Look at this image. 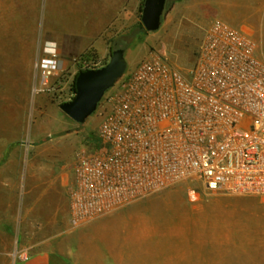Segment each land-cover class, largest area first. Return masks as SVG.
<instances>
[{
    "label": "rangeland",
    "instance_id": "rangeland-1",
    "mask_svg": "<svg viewBox=\"0 0 264 264\" xmlns=\"http://www.w3.org/2000/svg\"><path fill=\"white\" fill-rule=\"evenodd\" d=\"M88 1L0 0V168L12 178L2 198L6 213L14 216L7 234L14 245L0 264H16L81 228L69 223L65 194L73 156L97 144L101 102L83 125L61 112L59 106L74 97L76 76L105 66L116 49L125 51V73L154 52L186 71L216 18L212 3L167 0L159 29L148 33L141 23L143 0H98L106 26L97 41L106 47H90L64 63L59 56L44 84L49 33L72 28L73 14L83 12ZM260 22L249 34L264 56V19ZM189 187L177 185L117 212L107 224L116 263L264 264V200L203 192L192 201Z\"/></svg>",
    "mask_w": 264,
    "mask_h": 264
},
{
    "label": "built area",
    "instance_id": "built-area-1",
    "mask_svg": "<svg viewBox=\"0 0 264 264\" xmlns=\"http://www.w3.org/2000/svg\"><path fill=\"white\" fill-rule=\"evenodd\" d=\"M58 63L52 48L41 64L44 84ZM97 112V144L73 156L72 227L177 185L190 186L192 201L203 192L264 200V56L242 29L213 20L186 71L151 53Z\"/></svg>",
    "mask_w": 264,
    "mask_h": 264
},
{
    "label": "crops",
    "instance_id": "crops-1",
    "mask_svg": "<svg viewBox=\"0 0 264 264\" xmlns=\"http://www.w3.org/2000/svg\"><path fill=\"white\" fill-rule=\"evenodd\" d=\"M200 2L208 6L212 3L216 16L213 20H221L248 34L257 31L255 26L262 24L260 20L264 19V0H200ZM103 5L98 0L88 1L83 12L73 14L72 28L50 32L45 47L46 58L49 57L52 48L62 57L64 63L76 59L90 47L98 45L106 47L104 41H97L106 26L103 14L98 12V9L104 8ZM105 5L109 8L112 3L106 2ZM11 180L12 178L7 175V168H0V257H6L14 245L12 237L7 236L12 232L9 224L14 220V216L6 213L7 204L2 198L6 193L4 185ZM65 199L66 215L69 219L67 192ZM117 212L82 226L72 232L69 238L57 242L50 248L27 254L16 264H117L109 245L112 227L107 225L119 217Z\"/></svg>",
    "mask_w": 264,
    "mask_h": 264
},
{
    "label": "water",
    "instance_id": "water-1",
    "mask_svg": "<svg viewBox=\"0 0 264 264\" xmlns=\"http://www.w3.org/2000/svg\"><path fill=\"white\" fill-rule=\"evenodd\" d=\"M167 0H144L141 23L148 33L156 32ZM127 68L124 49H116L109 62L99 69L80 72L75 78L73 99L61 104V112L76 124L83 125L94 114L105 93L122 78Z\"/></svg>",
    "mask_w": 264,
    "mask_h": 264
},
{
    "label": "trees",
    "instance_id": "trees-1",
    "mask_svg": "<svg viewBox=\"0 0 264 264\" xmlns=\"http://www.w3.org/2000/svg\"><path fill=\"white\" fill-rule=\"evenodd\" d=\"M143 2H144V0H143ZM73 93H74V95H75V86L73 85ZM73 99V98H72Z\"/></svg>",
    "mask_w": 264,
    "mask_h": 264
}]
</instances>
